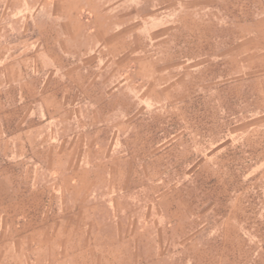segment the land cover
Masks as SVG:
<instances>
[{"label": "rangeland", "instance_id": "374dc122", "mask_svg": "<svg viewBox=\"0 0 264 264\" xmlns=\"http://www.w3.org/2000/svg\"><path fill=\"white\" fill-rule=\"evenodd\" d=\"M129 5L137 25L103 49L93 104L55 126L82 137L51 173L81 169L3 187L38 201L0 218V247L18 245L0 264H264V0Z\"/></svg>", "mask_w": 264, "mask_h": 264}, {"label": "crops", "instance_id": "0c3cea01", "mask_svg": "<svg viewBox=\"0 0 264 264\" xmlns=\"http://www.w3.org/2000/svg\"><path fill=\"white\" fill-rule=\"evenodd\" d=\"M129 3L130 0H0V218H17L22 212L33 216L36 209L38 200L34 194L19 196L17 189L3 188L13 187L18 178H23L16 171H31L26 175L27 184L35 187L74 178L81 169L72 157L68 163L63 162L66 174L60 177L51 173L61 166L55 161L50 163V155L64 153L68 147L75 154V147L67 146L66 138L82 137L75 129L60 133L55 126L62 122L58 118L61 108L93 104L90 93L97 74L107 68L99 65L106 51L103 49L116 35L123 34L125 27L130 30L133 23L137 25L139 15L123 12L131 10ZM84 10L94 15L84 18ZM116 10L118 17L114 15ZM72 43L83 45L70 50ZM8 122L12 128L5 125ZM60 139L55 151L50 142ZM42 171L47 172L43 177L48 181H39ZM12 230L16 232L18 227ZM13 245L16 250V242L2 245L0 250H12ZM4 262L9 260L0 257V263Z\"/></svg>", "mask_w": 264, "mask_h": 264}]
</instances>
